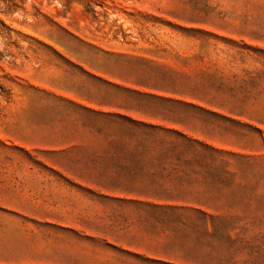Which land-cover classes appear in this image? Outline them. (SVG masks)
I'll return each mask as SVG.
<instances>
[{"label":"rangeland","instance_id":"rangeland-1","mask_svg":"<svg viewBox=\"0 0 264 264\" xmlns=\"http://www.w3.org/2000/svg\"><path fill=\"white\" fill-rule=\"evenodd\" d=\"M87 107L212 144L235 175L189 179L176 208L47 188L106 181L119 120ZM20 207L82 229L92 259L264 264V0H0V232Z\"/></svg>","mask_w":264,"mask_h":264},{"label":"trees","instance_id":"trees-1","mask_svg":"<svg viewBox=\"0 0 264 264\" xmlns=\"http://www.w3.org/2000/svg\"><path fill=\"white\" fill-rule=\"evenodd\" d=\"M112 116L106 114V124L112 121ZM117 117L120 132L113 144L115 161L109 169L96 174L113 176L108 188L134 194L138 200L153 205L163 202L168 208H176L181 203L196 205L195 200L201 197L189 179L235 175L226 168L224 155L228 152L225 150L144 118L125 114ZM221 165L225 168L219 173ZM187 198L194 202L188 203Z\"/></svg>","mask_w":264,"mask_h":264},{"label":"crops","instance_id":"crops-1","mask_svg":"<svg viewBox=\"0 0 264 264\" xmlns=\"http://www.w3.org/2000/svg\"><path fill=\"white\" fill-rule=\"evenodd\" d=\"M87 108L90 112L103 115L104 117L108 113L113 116L124 114L122 112L112 113L107 110ZM91 176L105 177L106 181H91L89 180L90 178L87 179L81 175L62 178L42 177L40 179L42 184L47 185V188L51 184H73V187L79 189H91L92 185H94L97 186L96 193L100 195L119 196L130 194L108 188V185L114 179L113 176ZM133 195H125V197L129 198V196ZM133 198L138 199L136 195ZM3 211L15 214L18 217V223L14 225L18 232H12L11 229L6 231L3 229L0 232V264H132L135 261L147 264L152 260L169 261V259H92L89 249L85 251L84 247L78 246L80 243L83 244L87 237L89 241V235H86L79 227L58 222L52 218L40 217L21 207L6 208ZM9 225L11 226L10 222Z\"/></svg>","mask_w":264,"mask_h":264}]
</instances>
